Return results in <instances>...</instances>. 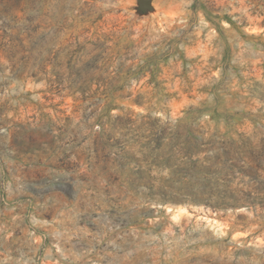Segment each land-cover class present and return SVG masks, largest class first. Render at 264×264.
Returning a JSON list of instances; mask_svg holds the SVG:
<instances>
[{
	"label": "rangeland",
	"instance_id": "1",
	"mask_svg": "<svg viewBox=\"0 0 264 264\" xmlns=\"http://www.w3.org/2000/svg\"><path fill=\"white\" fill-rule=\"evenodd\" d=\"M0 264H264V0H0Z\"/></svg>",
	"mask_w": 264,
	"mask_h": 264
}]
</instances>
